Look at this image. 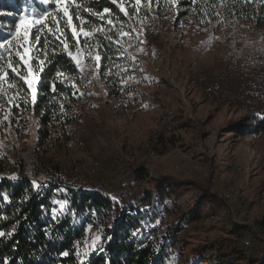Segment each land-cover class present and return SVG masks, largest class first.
Here are the masks:
<instances>
[{
	"label": "rangeland",
	"instance_id": "1",
	"mask_svg": "<svg viewBox=\"0 0 264 264\" xmlns=\"http://www.w3.org/2000/svg\"><path fill=\"white\" fill-rule=\"evenodd\" d=\"M181 1L131 4L136 9L133 19L116 27L123 61L113 73L101 70L89 41L71 52L81 75L74 87L76 101L65 113L68 121L63 129L49 126L46 142L39 137L45 126L32 115L15 112L7 75L10 71L18 77L24 70L36 92L38 77L30 61L38 32L33 29L26 42L13 39L11 33L21 14L39 13L55 4L19 0L21 14L0 15V44L12 39L11 45L0 47V75H4L0 159L22 165L34 183L46 186L58 180L75 189L98 191L124 208L142 202L145 191L162 178L169 179L176 206L188 211L199 203L203 217L183 223L167 264H212L209 259L216 248L223 255H234L237 264H264V144L248 134L238 140V134L263 122L264 97L237 98L241 75L264 77V28L230 17L205 24ZM73 5L68 0V8ZM84 33L88 32L79 31L86 40L90 33ZM18 51L25 56L23 61ZM11 59H18L22 67L12 71ZM233 65H238L239 74L229 77ZM193 76L220 79L236 99L215 101L196 93L184 104L169 92L167 80ZM167 120L170 131L162 129ZM146 149L154 154L148 155ZM134 150L140 157L129 166V173H121L118 167L124 155ZM135 180L144 182V187ZM221 195L227 198L222 200ZM167 202L175 216L177 208L171 207V199ZM145 209L143 202L141 210ZM207 209L213 212L206 217ZM171 220L165 217L154 235L165 233ZM87 234L85 252L100 239L102 224L89 226ZM243 238L250 239L249 247L240 244Z\"/></svg>",
	"mask_w": 264,
	"mask_h": 264
},
{
	"label": "trees",
	"instance_id": "2",
	"mask_svg": "<svg viewBox=\"0 0 264 264\" xmlns=\"http://www.w3.org/2000/svg\"><path fill=\"white\" fill-rule=\"evenodd\" d=\"M116 2L124 6V12L113 0H76L79 7L76 4L69 7L71 27L62 12L48 6L46 11H50L53 18L48 19L46 24L51 31L49 27L42 26V33L34 35L31 49L30 65L38 77L35 98L21 79L24 70L18 77L8 72V79L13 85L15 112L21 110L32 115L45 126L39 134L44 142L51 135L49 126L63 129L64 121H68L65 113L73 108L76 101L74 87L80 82L81 75L68 52L89 41L100 57L102 71L113 73L122 63L116 27L130 23L136 9L131 6L135 0ZM181 4L188 6L196 20L205 24L230 17L253 23L256 28H264V0H182ZM105 9H108L107 13ZM22 10L19 0H0V11L3 13L19 15ZM56 17L59 18L58 24ZM73 30L77 31L76 37ZM81 30L90 33V37L83 40L79 34ZM36 36L39 37L38 42ZM11 63L16 68L22 67L18 59H11ZM259 129H264V120L244 132L253 135ZM170 181L162 178L152 190L144 192L142 202L124 208L98 191L75 189L62 185L58 180L46 186L34 183L22 165L16 167L0 159V233H5L0 236V264L169 262L170 250L178 242L183 223L203 217L199 203L188 211L176 206L171 197ZM204 196L210 198V192L207 191ZM170 199L171 207L174 210L177 208L175 216L167 202ZM143 202L146 203L145 210H141ZM212 212V209H207L204 216L212 215ZM167 216L172 220L165 225V233L154 235ZM95 223L102 224V235L98 246L85 252L88 227ZM212 254L209 259L212 264H237L234 255H223L219 248L214 249Z\"/></svg>",
	"mask_w": 264,
	"mask_h": 264
},
{
	"label": "built area",
	"instance_id": "3",
	"mask_svg": "<svg viewBox=\"0 0 264 264\" xmlns=\"http://www.w3.org/2000/svg\"><path fill=\"white\" fill-rule=\"evenodd\" d=\"M236 74H239V67L238 65H233V67L230 68L228 76L234 77ZM167 86L169 92L173 95L179 96L184 104H187V102L189 103L191 98L196 93L215 101H227L231 98L236 99V97L231 93V91L224 87L220 79L210 78L207 76H193L188 79L169 77V79L167 80ZM237 88L239 92L237 96L238 99H252L256 97H264V77H254L247 74H243L238 79ZM191 118V115L188 114V120H191ZM162 129L166 131L171 130L169 120L165 121L162 124ZM245 135L246 134L244 133L238 134V140H241L242 136ZM253 136L259 140V143L261 145L264 144V129H259L256 133L252 135V137ZM146 152L148 155L154 154L151 149H146ZM140 154L141 153L139 150H134L133 152L128 154L126 153L123 157V161L118 167L119 171L123 174L129 173L131 170H129V166L135 163V161L140 157ZM134 183L137 186H141V188L145 185L144 182H138L137 180H135ZM220 198L222 200H225V198H227V195H221ZM158 230H160V228H158L157 231ZM250 242L251 241L249 238H243L240 240V244H242L244 247H249ZM97 246V242H94L93 245L89 247L88 251L92 250V248H96ZM162 264H167V261H164Z\"/></svg>",
	"mask_w": 264,
	"mask_h": 264
},
{
	"label": "snow or ice",
	"instance_id": "4",
	"mask_svg": "<svg viewBox=\"0 0 264 264\" xmlns=\"http://www.w3.org/2000/svg\"><path fill=\"white\" fill-rule=\"evenodd\" d=\"M113 2H116V0H113ZM40 3L42 5H49L50 3H54L55 4V11H60L63 13L64 17L68 18V24L71 27V22H72V17L69 13V8H68V0H40ZM72 3L75 4V0H72ZM137 5H139L140 0H136ZM76 7H79L78 4L75 5ZM118 7H120L121 12H124L125 9L122 5H118ZM86 11H90L89 9H85ZM105 13L108 12V9L104 10ZM12 15V13H2L0 12V15ZM93 15H95L96 13H92ZM127 14V13H125ZM50 18H53L51 13L48 11H42L39 13H36L35 10H33L30 13H25V14H21L18 18V20L14 23V31L11 33V36L13 39L16 40H24L25 42L28 40L29 34L32 33L33 29H35V32H40L41 26L44 27H49L46 24V21ZM77 19H80L79 16L76 17ZM56 22L57 24L59 23V18L56 17ZM23 27V31L21 32V28ZM49 31H51V28L49 27ZM84 35H89V33H84ZM73 36L76 37L77 36V32L75 30H73ZM36 41H39V37L36 36ZM12 43V39H6L4 41L3 44H0V47H4V45H11ZM65 47L67 48V45H65ZM17 55L19 56L20 60L23 61L25 59V56L20 54V52H17ZM69 55L72 56L71 52H69ZM73 60L76 59L75 56L72 57ZM100 57L97 56L96 60L99 61ZM79 66V65H78ZM9 67L12 69V71L15 72V66L10 62L9 63ZM31 75V72H30ZM4 79V75H0V81H2ZM21 79H23L24 83L26 85H28L29 89L33 90V98H35V91L33 89V82L32 80H30L28 78V76H22ZM11 86V85H10ZM54 90V89H53ZM5 235V233H0V236ZM64 255H67V253H64Z\"/></svg>",
	"mask_w": 264,
	"mask_h": 264
}]
</instances>
